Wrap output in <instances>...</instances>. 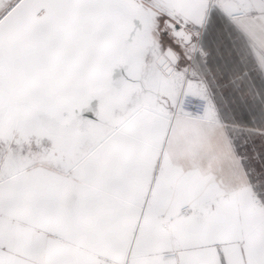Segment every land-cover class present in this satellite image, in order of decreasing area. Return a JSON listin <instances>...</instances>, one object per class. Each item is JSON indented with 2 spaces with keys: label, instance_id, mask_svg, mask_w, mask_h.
<instances>
[{
  "label": "snow or ice",
  "instance_id": "1",
  "mask_svg": "<svg viewBox=\"0 0 264 264\" xmlns=\"http://www.w3.org/2000/svg\"><path fill=\"white\" fill-rule=\"evenodd\" d=\"M0 264H264V0H0Z\"/></svg>",
  "mask_w": 264,
  "mask_h": 264
}]
</instances>
